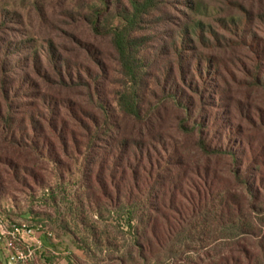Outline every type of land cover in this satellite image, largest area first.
<instances>
[{"label": "trees", "instance_id": "16d2710c", "mask_svg": "<svg viewBox=\"0 0 264 264\" xmlns=\"http://www.w3.org/2000/svg\"><path fill=\"white\" fill-rule=\"evenodd\" d=\"M84 2L112 71L91 48L96 69L53 42L18 41L19 19L0 11V198L36 188L70 199L81 223L109 219L124 234L121 263L264 264V111L233 97L200 1ZM217 21L258 50L246 76L264 96V52L242 22ZM33 223L45 244L31 262L50 264L52 232ZM10 254L0 241V264Z\"/></svg>", "mask_w": 264, "mask_h": 264}, {"label": "rangeland", "instance_id": "374dc122", "mask_svg": "<svg viewBox=\"0 0 264 264\" xmlns=\"http://www.w3.org/2000/svg\"><path fill=\"white\" fill-rule=\"evenodd\" d=\"M199 1L204 12L200 18L221 37V45L217 46L212 54L220 61L222 69L227 70L226 76L230 80L233 97L240 103H247L264 111L262 91L246 76L247 70L253 72L254 66L257 65L258 50L255 54L253 49L238 45L237 38L217 21L235 18L237 23L242 22L241 27L251 34L247 37L248 43L250 44V38L253 36L256 40L254 48L264 52V0ZM84 4V0H0V11L15 14L19 19L14 27L18 29V41L31 38L41 49L46 48L48 42H53L70 60L96 69L98 63L90 60L91 56L87 51L91 48L98 52L96 58L106 65L105 70L112 71L116 67L111 46L107 40L95 36L92 32L85 19ZM9 25L14 26L11 23ZM112 88H106L107 92L110 93ZM107 98L109 103H112V96ZM66 187L65 194H72L77 190L78 184L72 181ZM34 191L31 193L27 189L12 190L10 195L0 198V215L6 219L2 222L6 230L17 224L35 226L33 220H44L46 231L52 232L53 243L57 246L53 249L45 245L56 254L49 257L50 264H128L120 261L126 245L124 234L113 227L112 221L105 218L97 222L91 215L85 214L81 223L70 199H59V204L55 205L48 201L41 191L36 188ZM40 234L41 232L35 231L34 236L25 240L34 246L35 236L43 235ZM71 236L80 242L82 250L72 246L69 238ZM1 257L4 261L3 256ZM31 264L43 263H39L36 258Z\"/></svg>", "mask_w": 264, "mask_h": 264}, {"label": "built area", "instance_id": "2783aa9c", "mask_svg": "<svg viewBox=\"0 0 264 264\" xmlns=\"http://www.w3.org/2000/svg\"><path fill=\"white\" fill-rule=\"evenodd\" d=\"M40 229L41 227L34 228L28 224H17L6 230L2 221H0V241H4L11 251L6 264H30L36 251L41 250L43 245L36 236L33 242L34 246L28 244L25 238H31L35 235V231ZM21 245L26 246V249H22Z\"/></svg>", "mask_w": 264, "mask_h": 264}]
</instances>
